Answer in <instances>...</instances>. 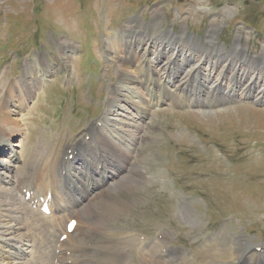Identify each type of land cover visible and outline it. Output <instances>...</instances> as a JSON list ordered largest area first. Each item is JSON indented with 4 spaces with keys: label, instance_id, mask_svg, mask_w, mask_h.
<instances>
[{
    "label": "rangeland",
    "instance_id": "obj_1",
    "mask_svg": "<svg viewBox=\"0 0 264 264\" xmlns=\"http://www.w3.org/2000/svg\"><path fill=\"white\" fill-rule=\"evenodd\" d=\"M224 6L237 10L223 17ZM155 9L163 10L160 29L150 25L156 20ZM211 26H220L214 41L225 46L226 57L240 61L241 69L248 74L258 68L241 59L247 56L257 60L264 54V0H0V75L4 71L8 78L13 77L26 87L35 79L28 78L26 83L22 79L25 58H32L34 53L57 56L54 41L58 38L64 40L65 45L72 43L77 50L68 60L71 71L52 66L51 80L42 84L36 95L27 98L20 114L16 115L21 127L11 129V140L22 152L18 169H27L28 164L42 169L40 166L66 146L78 140L88 141V126L101 120L110 106L112 82L117 80L121 64L119 55L124 54L120 32L128 27L138 31L146 29L148 33H156L157 41L167 42V31L178 36L184 30L180 42L192 39L205 46L206 33ZM138 39L137 36L127 39L129 49L133 50ZM105 41L112 45L111 53L106 50ZM238 41L242 46L237 56L232 57ZM107 53L109 60L105 57ZM139 53L155 64L150 51L140 50ZM163 62L160 58L154 68L157 76L165 80L166 73L161 71ZM179 63L177 60L175 65ZM203 65L206 62L203 61ZM249 77L251 75L243 82ZM178 81L179 77L175 83ZM138 85L135 86L138 93L146 95ZM194 96L195 100H202L203 105L209 98L206 92ZM210 106L201 112L194 105L161 103L154 109L151 107L150 117L143 119L130 114L129 108L118 109L120 113L114 123L119 132L127 140H136L131 155L145 143L147 132L158 134V139H150L144 151H148L163 175L154 173L153 166L144 163L148 171L142 175L151 178L145 183L150 189L131 195L137 205L106 227L117 246L126 245L127 234L137 240L135 233L153 240L152 244L157 233L164 229L167 232L165 247H156V254L163 250L167 253L169 249L181 251L175 264L220 261L237 264L238 259L233 254V238L236 237L259 245L256 251L251 248L246 254L251 262L258 260L259 251H264V103L243 97ZM127 140L123 139L124 144L120 145L127 144ZM5 151L0 152V157L7 155ZM121 153L127 154L122 150ZM69 160L72 172L82 167L81 158L73 160L69 156ZM119 163L127 168L122 169L121 177L131 175L130 165L124 161ZM49 171L41 176L53 175ZM134 178L142 181L139 175ZM2 186L16 194L12 186ZM118 195L122 199L130 196L126 189L119 190ZM5 197L6 191L1 192L0 199ZM187 206L196 219L194 223L181 215ZM66 219L63 217L62 228ZM100 236L103 238L102 234ZM134 246L136 254L139 247ZM128 250L126 259L134 263L131 249Z\"/></svg>",
    "mask_w": 264,
    "mask_h": 264
},
{
    "label": "bare ground",
    "instance_id": "obj_2",
    "mask_svg": "<svg viewBox=\"0 0 264 264\" xmlns=\"http://www.w3.org/2000/svg\"><path fill=\"white\" fill-rule=\"evenodd\" d=\"M235 10L236 7L224 6L222 16H231ZM162 11H153L156 20L150 24L152 28H161ZM220 26L208 28L205 46L192 42V39L190 42L188 39L180 42L183 40L184 30L178 36L167 31V42L157 41L154 37L156 33H148L146 29L138 31L128 27L125 32L121 30L119 40L124 54L119 55L121 64L117 80L112 82L113 95L110 106L107 103L108 107L101 120L88 126V141L78 140L75 144L66 146L64 151L50 157L47 163L44 162V167L40 166L42 169L34 166L32 168L29 164L26 165L27 169H18L22 152L15 148L19 145L11 140V129L21 127L16 115L20 114L27 98L36 95L41 85L51 80L52 66L71 71L68 60L77 52L76 47L72 43L65 45V41L58 38L54 41L57 56L34 53L32 58H25L22 63V79L25 83L28 78L35 79L26 87L13 77L8 78L4 71L1 72L0 84H4V89H0V152L6 150L7 155L0 157V193L6 191L7 197L0 199V264H130L131 259H126L125 253L128 249H131L134 262H131L132 264H175L181 251L168 248L167 253L162 249L161 254H156V247H165L167 232L163 231L164 229L157 233L158 239L155 234L156 241L152 244L153 240L141 234L139 236L135 233L138 235L135 236L137 240L127 234L125 239L122 238L126 244L122 247L116 245L115 239L108 233L110 230H106V227L110 226L109 223L113 224L121 216L124 217L131 207L137 205V200L131 195L135 196L150 189L145 183L151 178L142 175L148 171L145 164L153 166L154 173L163 175L158 171L156 162L148 156V151H144L150 139H158V134L147 132L145 143L137 148L133 156L131 152L136 140L124 138L114 123L117 120L115 116L120 113L119 110L129 108L133 112L129 113L133 116L149 118L152 112L150 108L154 109L161 103L169 106L194 105L201 112L211 107L210 105H224L235 98L252 97L264 103V54L261 53L257 60L254 57L246 58L247 56L241 59L248 60L258 67L248 74L249 72L241 69L240 61L226 57L224 45H218L214 41L216 30H219ZM135 36L139 39L131 50L127 39L133 40ZM176 39L177 42H174ZM104 44L106 50L111 53L110 42L105 41ZM241 46L239 41L236 42L232 57L239 52ZM139 49L150 51L155 57V64L147 61L139 53ZM245 49L246 46L243 47V54ZM105 57L110 59L108 53ZM160 58L164 60L161 71L166 73L165 80L157 76L154 68ZM177 60L180 63L176 66ZM203 61L206 62L205 66ZM247 75L251 77L244 83ZM177 77L179 81L175 83ZM64 80L67 81L66 78ZM135 83L142 86L146 95L138 93ZM253 88L257 89L256 93ZM201 92H206L209 96L205 105L202 100H195L194 95ZM220 107L224 106L218 108ZM123 139L128 142L124 146L120 145ZM121 150L128 155H123ZM69 156L73 160L81 158L82 167L72 172ZM119 161L130 165L131 175L121 177L123 170L126 171L127 168ZM48 170H51L53 175L49 171L51 175L41 176ZM137 175L142 181L134 178ZM4 184L12 186L16 194L5 190V186H2ZM121 189H126L130 195L128 199H122L118 195ZM45 200L48 203V214L41 210ZM181 215L191 223L196 222L189 206L182 210ZM63 217L67 219L62 228ZM69 220H76V224L73 231L67 233L66 224ZM62 234H66L64 240H61ZM233 239V254L238 259L237 264H264L263 250L258 252L259 258L255 262L246 257L251 248L257 250L258 244L252 245L242 237ZM134 245L139 247L136 254ZM224 262L216 264L228 263Z\"/></svg>",
    "mask_w": 264,
    "mask_h": 264
}]
</instances>
